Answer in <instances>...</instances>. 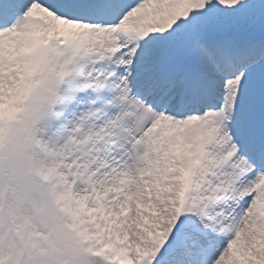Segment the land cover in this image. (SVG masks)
Listing matches in <instances>:
<instances>
[{
  "label": "snow or ice",
  "instance_id": "1",
  "mask_svg": "<svg viewBox=\"0 0 264 264\" xmlns=\"http://www.w3.org/2000/svg\"><path fill=\"white\" fill-rule=\"evenodd\" d=\"M37 59L113 94L85 132L103 264H264V0H0V87Z\"/></svg>",
  "mask_w": 264,
  "mask_h": 264
},
{
  "label": "clouds",
  "instance_id": "2",
  "mask_svg": "<svg viewBox=\"0 0 264 264\" xmlns=\"http://www.w3.org/2000/svg\"><path fill=\"white\" fill-rule=\"evenodd\" d=\"M18 76L0 87V264H103L81 215L92 180L84 121L57 127L85 85L70 65L38 59Z\"/></svg>",
  "mask_w": 264,
  "mask_h": 264
},
{
  "label": "bare ground",
  "instance_id": "3",
  "mask_svg": "<svg viewBox=\"0 0 264 264\" xmlns=\"http://www.w3.org/2000/svg\"><path fill=\"white\" fill-rule=\"evenodd\" d=\"M107 115H109V113H107Z\"/></svg>",
  "mask_w": 264,
  "mask_h": 264
},
{
  "label": "rangeland",
  "instance_id": "4",
  "mask_svg": "<svg viewBox=\"0 0 264 264\" xmlns=\"http://www.w3.org/2000/svg\"><path fill=\"white\" fill-rule=\"evenodd\" d=\"M130 148V146L128 147V149Z\"/></svg>",
  "mask_w": 264,
  "mask_h": 264
}]
</instances>
